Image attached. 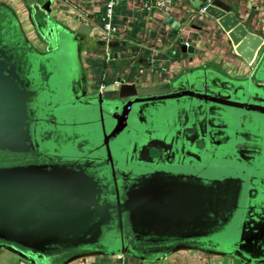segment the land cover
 <instances>
[{
  "label": "water",
  "instance_id": "obj_1",
  "mask_svg": "<svg viewBox=\"0 0 264 264\" xmlns=\"http://www.w3.org/2000/svg\"><path fill=\"white\" fill-rule=\"evenodd\" d=\"M28 1L47 13L45 50L0 1V248L31 264L181 249L264 264L262 38L225 1L196 0L249 77L201 67L89 92L79 33L90 29L55 21L52 0Z\"/></svg>",
  "mask_w": 264,
  "mask_h": 264
},
{
  "label": "crops",
  "instance_id": "obj_2",
  "mask_svg": "<svg viewBox=\"0 0 264 264\" xmlns=\"http://www.w3.org/2000/svg\"><path fill=\"white\" fill-rule=\"evenodd\" d=\"M11 5L28 36L41 50L47 42L38 30V17L46 11L28 0H0ZM44 2L45 0H39ZM172 0L169 7L148 8L146 0H117L112 21L115 35L106 40L107 0H52L55 21L77 31L86 26L90 33H79L81 57L89 92L118 78L136 87H156L175 81L182 74L201 67H212L236 78L249 77L253 68L239 56L217 18L201 10L205 3ZM245 28L264 41V0H223ZM37 15V18L35 16ZM113 41L109 46L101 43ZM0 264H31L17 254L0 248ZM68 264H240L229 255L181 249L157 260H143L128 254L91 255Z\"/></svg>",
  "mask_w": 264,
  "mask_h": 264
},
{
  "label": "built area",
  "instance_id": "obj_3",
  "mask_svg": "<svg viewBox=\"0 0 264 264\" xmlns=\"http://www.w3.org/2000/svg\"><path fill=\"white\" fill-rule=\"evenodd\" d=\"M117 0H107L106 2V21L102 24V32L106 37V40H110L116 33V27L112 21L114 15L115 5ZM172 4V0H146V6L148 8L153 6L169 7ZM205 5L201 7V10L205 9ZM106 84H101L99 90H103ZM98 90V91H99Z\"/></svg>",
  "mask_w": 264,
  "mask_h": 264
}]
</instances>
